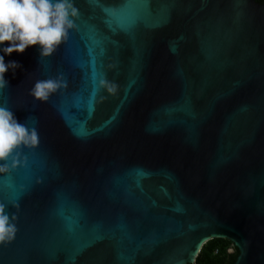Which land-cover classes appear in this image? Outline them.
I'll use <instances>...</instances> for the list:
<instances>
[{
    "label": "water",
    "instance_id": "1",
    "mask_svg": "<svg viewBox=\"0 0 264 264\" xmlns=\"http://www.w3.org/2000/svg\"><path fill=\"white\" fill-rule=\"evenodd\" d=\"M75 5L51 56L5 57L22 68L0 105L40 143L0 174L18 227L0 264H191L215 237L238 247L233 264H264V4L150 0L134 35L103 9L135 6ZM57 77L47 101L30 94Z\"/></svg>",
    "mask_w": 264,
    "mask_h": 264
},
{
    "label": "clouds",
    "instance_id": "2",
    "mask_svg": "<svg viewBox=\"0 0 264 264\" xmlns=\"http://www.w3.org/2000/svg\"><path fill=\"white\" fill-rule=\"evenodd\" d=\"M79 14L75 0H0V90L10 84L6 73L11 71L14 76L22 68L19 61H6V56L23 53L30 46H38L41 57L51 56L77 27ZM66 86L62 77L39 79L30 94L47 101ZM39 143L34 126L29 127L13 110L0 105V174L10 171V158L12 167L20 163L18 149L36 147ZM14 206L18 208V202ZM8 208V204L0 201V245L14 240L18 231L17 217Z\"/></svg>",
    "mask_w": 264,
    "mask_h": 264
},
{
    "label": "snow or ice",
    "instance_id": "3",
    "mask_svg": "<svg viewBox=\"0 0 264 264\" xmlns=\"http://www.w3.org/2000/svg\"><path fill=\"white\" fill-rule=\"evenodd\" d=\"M149 2L150 0H123L124 7L132 9L133 6H135V10L129 11L125 16H123V18V9H113L105 7L103 11L108 17V19L105 20V23L108 24L110 27L115 24V27L118 28L120 31H123L129 35H134L137 25L144 20L145 16L150 15V12L147 9V5L149 4ZM153 26L158 27L159 24ZM74 134L81 138H84V136L87 135L85 131H78L75 129ZM99 239H102V237L96 236L91 241H89V244Z\"/></svg>",
    "mask_w": 264,
    "mask_h": 264
},
{
    "label": "trees",
    "instance_id": "4",
    "mask_svg": "<svg viewBox=\"0 0 264 264\" xmlns=\"http://www.w3.org/2000/svg\"><path fill=\"white\" fill-rule=\"evenodd\" d=\"M264 4V0H255ZM238 247L228 238L215 237L206 241L191 264H233Z\"/></svg>",
    "mask_w": 264,
    "mask_h": 264
},
{
    "label": "flooded vegetation",
    "instance_id": "5",
    "mask_svg": "<svg viewBox=\"0 0 264 264\" xmlns=\"http://www.w3.org/2000/svg\"><path fill=\"white\" fill-rule=\"evenodd\" d=\"M195 261V260H194Z\"/></svg>",
    "mask_w": 264,
    "mask_h": 264
}]
</instances>
